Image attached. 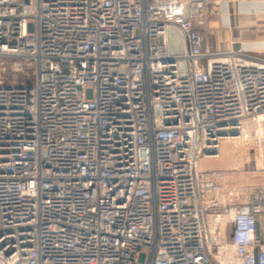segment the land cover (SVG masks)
Segmentation results:
<instances>
[{
  "label": "built area",
  "instance_id": "1",
  "mask_svg": "<svg viewBox=\"0 0 264 264\" xmlns=\"http://www.w3.org/2000/svg\"><path fill=\"white\" fill-rule=\"evenodd\" d=\"M234 1L0 0V264H264V188L197 174L264 143V58L208 42Z\"/></svg>",
  "mask_w": 264,
  "mask_h": 264
},
{
  "label": "crops",
  "instance_id": "2",
  "mask_svg": "<svg viewBox=\"0 0 264 264\" xmlns=\"http://www.w3.org/2000/svg\"><path fill=\"white\" fill-rule=\"evenodd\" d=\"M227 13L229 26L223 27L217 10H210L208 42L218 51L234 49L264 58V0H235L227 6ZM242 180L243 187L264 188V169L248 171ZM256 236L264 244V216L257 219Z\"/></svg>",
  "mask_w": 264,
  "mask_h": 264
},
{
  "label": "rangeland",
  "instance_id": "3",
  "mask_svg": "<svg viewBox=\"0 0 264 264\" xmlns=\"http://www.w3.org/2000/svg\"><path fill=\"white\" fill-rule=\"evenodd\" d=\"M262 135L264 136V132H262ZM259 149L264 150V143L257 145L253 138L239 140L222 138L219 144V155L216 157H200L197 174L200 176L212 170H217L224 173L242 171L246 175L248 171H256L258 170ZM229 185V190L235 192L238 189L237 187H243V180L237 186L234 183ZM239 201L238 198L234 199V204H238Z\"/></svg>",
  "mask_w": 264,
  "mask_h": 264
},
{
  "label": "water",
  "instance_id": "4",
  "mask_svg": "<svg viewBox=\"0 0 264 264\" xmlns=\"http://www.w3.org/2000/svg\"><path fill=\"white\" fill-rule=\"evenodd\" d=\"M233 136L237 135V132L232 133ZM206 154H209V152H205Z\"/></svg>",
  "mask_w": 264,
  "mask_h": 264
},
{
  "label": "bare ground",
  "instance_id": "5",
  "mask_svg": "<svg viewBox=\"0 0 264 264\" xmlns=\"http://www.w3.org/2000/svg\"><path fill=\"white\" fill-rule=\"evenodd\" d=\"M212 157H216V155L215 156H212Z\"/></svg>",
  "mask_w": 264,
  "mask_h": 264
}]
</instances>
